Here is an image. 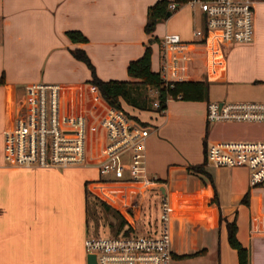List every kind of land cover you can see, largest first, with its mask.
<instances>
[{
  "label": "crops",
  "instance_id": "1",
  "mask_svg": "<svg viewBox=\"0 0 264 264\" xmlns=\"http://www.w3.org/2000/svg\"><path fill=\"white\" fill-rule=\"evenodd\" d=\"M156 1L0 0V264H86L83 241L101 223L110 231L119 219L134 231L156 230L155 222L149 224L159 201L155 193L170 207L171 263L238 264L226 233V223L233 221L246 264H264V185L250 186L241 166L205 162L213 187L204 174L188 169L204 160L208 142L218 140L212 139L217 123L235 125L223 137L264 140L259 127L264 122L205 120L210 102H264L248 100L264 98V0H253L247 43H225L215 31L204 35L202 13L185 2L168 8L170 15L146 34L147 8ZM67 30L79 31L85 41H71ZM165 34H176L179 42L165 49L168 69L161 74ZM146 45L150 69L162 79L207 83L206 100L168 98L162 112L121 104L145 128L144 166L155 181L103 178L91 163L63 168L5 163L3 133L25 105L24 87L31 83L59 85L62 116L86 117L89 158L99 154L97 119L108 105L87 82L90 70L72 50L85 52L101 80H133L126 66ZM213 193L216 203L210 202Z\"/></svg>",
  "mask_w": 264,
  "mask_h": 264
},
{
  "label": "built area",
  "instance_id": "2",
  "mask_svg": "<svg viewBox=\"0 0 264 264\" xmlns=\"http://www.w3.org/2000/svg\"><path fill=\"white\" fill-rule=\"evenodd\" d=\"M204 17L203 34L215 31L225 43H247L253 32V0H187ZM178 5L170 3L173 10ZM196 34L202 32L196 31ZM179 42L176 34L162 36L161 74L168 69L165 49ZM165 82V79H162ZM26 103L4 130L3 159L21 167L95 166L100 177L114 180L155 181L144 166V126L125 113L107 106L97 119L101 152L89 158L87 119L76 115L65 119L60 108V87L54 83H31L24 87ZM155 96L157 91L149 89ZM152 108L162 112L157 100ZM159 108V109H158ZM207 123L217 121L264 122V102L207 103ZM205 161L213 167H244L250 186L264 185V140H217L205 147ZM169 203L159 199V230L137 234L127 226L105 236L88 235L83 241L93 264H171L168 218Z\"/></svg>",
  "mask_w": 264,
  "mask_h": 264
},
{
  "label": "trees",
  "instance_id": "3",
  "mask_svg": "<svg viewBox=\"0 0 264 264\" xmlns=\"http://www.w3.org/2000/svg\"><path fill=\"white\" fill-rule=\"evenodd\" d=\"M186 1L157 0L150 5L147 8L146 22L144 24L145 33L151 34L155 23L165 19L166 12L169 10L168 5L171 2L179 5ZM66 35L71 41H85V37L77 30H67ZM72 54L89 68L90 79L87 82L96 88L103 101L108 106L125 113L136 122L138 121L122 108V103L140 110H154L151 105L153 100H157L159 108L164 109L168 98L189 101L206 100L207 98V83L204 81H163L158 72L150 69V48L147 45L142 54L138 58L130 60L126 66L127 75L133 80H101L94 74L93 67L83 50L74 49ZM1 83H3L2 75H0ZM149 89H155L157 94L154 97L150 96ZM138 123L142 125L140 122ZM205 162L204 156V160L200 164L188 166V169L204 174L212 186L211 177L204 169ZM210 202H217L214 193L210 197ZM123 224L124 221L119 219L116 227L111 230L116 232L122 228ZM235 231L236 226L233 221L226 223L227 241L236 251L237 263L246 264V250L237 240Z\"/></svg>",
  "mask_w": 264,
  "mask_h": 264
},
{
  "label": "rangeland",
  "instance_id": "4",
  "mask_svg": "<svg viewBox=\"0 0 264 264\" xmlns=\"http://www.w3.org/2000/svg\"><path fill=\"white\" fill-rule=\"evenodd\" d=\"M216 86H213V85H211V90L214 92V91H216ZM235 93H238V92H236L235 91ZM238 94H241V93H238ZM260 94L262 95V94H264V91H262V90H260ZM150 96H152V97H154L152 94H150ZM232 97V96H231ZM229 98V97H228ZM251 98V97H250ZM248 100H256V101H263L264 100V98H260V99H248ZM226 101V100H225ZM217 122H221V121H217ZM215 123V122H214ZM210 124H212V123H210ZM232 127H235V125H232L231 123H225V124H221V123H217V125H215V129H216V135L217 136H215L214 138H212L213 140L214 139H218V140H232V139H229V138H226V137H223V135H222V133H226V130H229V129H232ZM260 127V129H262V128H264V125H260L259 126ZM258 127V128H259ZM213 129H214V126H213ZM264 130V129H263ZM209 143V142H208ZM207 143V144H208ZM93 150V149H92ZM156 194V198L155 199H160V196H161V194H158V193H155ZM98 208H100V207H96V209L95 210H97ZM158 214H159V201H158V206L155 208H153L152 210H151V219L149 220V224L151 225L153 222H155V224H156V230L158 231L159 230V221H158ZM100 216V220H102V216L101 215H99ZM147 222V220L144 222V226H147L146 223ZM103 223H101V224H99L98 225V228H97V232L96 233H94V234H87V236L88 235H98V236H105V235H107V234H109L110 233V230H109V228L107 227V226H104V225H102ZM141 232H143V231H141ZM141 232H139V231H136V233L137 234H145V233H141ZM148 234V233H147ZM178 263V262H177ZM171 264H175V263H171Z\"/></svg>",
  "mask_w": 264,
  "mask_h": 264
},
{
  "label": "water",
  "instance_id": "5",
  "mask_svg": "<svg viewBox=\"0 0 264 264\" xmlns=\"http://www.w3.org/2000/svg\"><path fill=\"white\" fill-rule=\"evenodd\" d=\"M170 15V11H167L166 12V16H169ZM95 261H94V256L92 254H87L86 255V264H93Z\"/></svg>",
  "mask_w": 264,
  "mask_h": 264
}]
</instances>
